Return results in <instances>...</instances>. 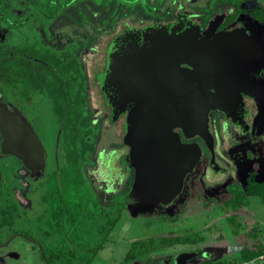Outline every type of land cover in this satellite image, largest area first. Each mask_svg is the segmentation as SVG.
<instances>
[{
    "label": "flooded vegetation",
    "instance_id": "flooded-vegetation-1",
    "mask_svg": "<svg viewBox=\"0 0 264 264\" xmlns=\"http://www.w3.org/2000/svg\"><path fill=\"white\" fill-rule=\"evenodd\" d=\"M34 1L36 0H18L14 5L8 1L5 3L3 9L7 11L6 15L0 13L1 40L9 37L11 29L19 25L23 27L24 33L34 34L38 44L55 52V47L47 43L51 34L49 28L55 21V11L50 13L49 8L45 9L44 6L34 4ZM89 1L97 8L105 10L96 23V32L103 30L99 39L105 40L101 44V56L98 63L94 65L92 75L96 82L94 89L98 97L97 115L88 103V78L85 88L91 125L97 129L94 151L88 156L90 163L83 168L87 180L85 194H81L83 196L81 199H84L83 210L90 211L88 204L93 197L96 200L95 210L100 211L98 216L94 217L104 220L107 207L114 205L113 200H118L117 204H122V199L126 195V203L121 205V217L125 211L131 215H141L150 222L149 227L155 226L160 229L145 239L129 240L128 251L139 242L147 243L151 249L133 260L124 261L127 251L119 264H163L164 262L201 264L204 261L225 264L224 257H222L224 251H216L214 248L208 253L193 248L203 243L207 246H214L213 241L200 239L196 244L190 245L189 249L192 250L185 249L188 247L187 237L193 233L185 227L186 215L184 214L188 210L207 208L222 211L232 237L237 241L228 218L238 213L233 210L225 213L221 199L231 191L247 192L250 182H264L258 178L260 173L264 174V17L259 14L264 8V0L240 2L238 7L223 0H207L206 7L197 6L201 0L193 2L189 0H144L146 4L153 6L152 13L139 10L138 6L135 9L128 8L115 0ZM120 9H123L121 18L118 16ZM96 13L94 12V17H97ZM213 18L215 19L214 33L238 31L252 37L257 42L254 47L250 48L253 60L249 64L247 81L244 85H239L244 92H240L239 98L231 97L226 104V111L215 110L208 114L212 150L201 137L194 136L187 139L180 129H174L182 144H196L199 147L201 151L199 161L193 171L186 176L180 194L168 205L136 210L135 207L138 206L140 200L131 191L134 170L128 161L129 150L122 144L125 118L122 114L112 115L111 108L100 90L105 77L109 45L118 38L119 44L127 39L130 42L132 39L129 38L130 35L139 39L143 30L149 27H163L170 30L178 23L195 25L201 33L208 28ZM69 44L77 45L72 48V54L75 57H77L76 50L92 47L88 39L81 43L72 41ZM46 99L50 102L55 119L52 101L45 91L15 93L11 89L0 88V102L6 104L10 111L19 113L33 131L32 118L39 116L40 106L46 102ZM101 115L105 119L104 128L111 129L112 141L120 148L109 150L102 148L96 151L98 134L103 125L98 120ZM38 127L41 129V136L45 135L44 145L34 131L45 151L44 165L40 174L32 176L21 160L11 154L2 153L0 149V264H65L64 261H55V255L68 251L81 252L78 262L72 264H91V259L96 263L97 253L109 242L111 233L121 217L107 234L106 227L94 230L74 229L79 226V222L75 224L73 220L80 221L85 217V213L81 212L80 204L75 208V210L80 209V212L67 213L63 211V207L62 212H58L57 202L61 201L60 203L64 205L65 201L56 195L59 192L54 189L50 190L49 185L52 183L49 182V178L52 177L51 173L54 171L55 177L59 176L57 164L59 157L57 160L52 158L49 162L47 130L41 124ZM53 137L52 141L55 143L54 134ZM2 141L0 135V147ZM93 155H95V160L92 161L91 156ZM205 183L212 187H205ZM57 185H59L58 182ZM50 193L55 195V198L52 196V199H48ZM119 209L118 206L115 207L116 211ZM74 234L86 238V243L78 245L80 244L78 240L73 242L71 237ZM159 239L176 242L171 241L168 247L156 249L155 245ZM236 243L239 247L237 252L240 253L244 245L242 241ZM192 254L194 257L190 258ZM227 261L226 264L230 263L229 260Z\"/></svg>",
    "mask_w": 264,
    "mask_h": 264
},
{
    "label": "water",
    "instance_id": "water-1",
    "mask_svg": "<svg viewBox=\"0 0 264 264\" xmlns=\"http://www.w3.org/2000/svg\"><path fill=\"white\" fill-rule=\"evenodd\" d=\"M214 20L201 33L195 25L178 23L170 30L149 27L139 39L130 35V42L119 44L118 38L109 45L100 90L112 115L125 118L122 144L134 170L136 210L168 205L199 161V147L182 144L174 129L187 139L201 137L212 150L208 114L226 111L231 97L244 92L239 85L247 81L250 48L257 42L238 31L214 33ZM0 135L2 153L21 160L32 176L41 173L42 144L3 102Z\"/></svg>",
    "mask_w": 264,
    "mask_h": 264
},
{
    "label": "trees",
    "instance_id": "trees-1",
    "mask_svg": "<svg viewBox=\"0 0 264 264\" xmlns=\"http://www.w3.org/2000/svg\"><path fill=\"white\" fill-rule=\"evenodd\" d=\"M7 1L14 5L18 0H0V13L6 15L3 6ZM85 0H36L33 3L49 8L50 13L55 9L62 11L68 7L77 6L78 3ZM231 2L238 7L240 2L248 0H223ZM44 9V10H45ZM58 14V15H60ZM264 17V8L261 12ZM55 14L56 16H58ZM80 18L84 19L80 13ZM71 45V46H70ZM75 44H66L61 48H55V52L49 48L43 47L37 43L34 34H26L23 27L17 25L11 29V34L0 41V88L3 90L11 89L15 93H25L32 91H45L53 104V111L56 117L57 130L55 142L59 148V158L57 164L59 167L58 177H55V171L51 173L49 182L50 190L56 193L60 199H64L65 204H58V212H80L75 210L76 205L80 204L81 212L84 218L80 221L73 220L79 226L75 228L82 229H107V234L114 228L115 223L121 217V205L126 203V195L123 197L122 204H117L118 200H113V206H108L105 211V218L98 219L99 210H95L94 198L90 199L89 210H83L84 199L81 194H85L87 180L83 173V168L90 163L88 156L94 151L95 133L97 127L91 125V114L87 108L85 97V88L87 77L82 70L80 60L72 54V48ZM77 47V45H75ZM57 182L59 185H57ZM59 187L61 190L59 191ZM52 194L48 199H52ZM248 196L257 197L264 204V182H250L247 192L231 191L226 193L221 199V205L224 212L229 210L239 212L245 206V200ZM55 198V195L53 196ZM54 203V202H52ZM91 203V206H90ZM55 204V203H54ZM118 206L120 209L115 210ZM89 213V214H88ZM88 214V215H87ZM237 214L229 216L228 222L237 241H242L243 248L240 250V261L237 264L249 263L256 257L263 254V249L251 231L243 232L241 223L236 222ZM69 221V220H67ZM71 222V221H69ZM105 222V226H103ZM79 231V230H78ZM247 235L249 241L243 239ZM81 237V238H80ZM73 242L78 240L82 245L86 243V238L74 234L71 237ZM159 239L155 245L156 249L166 248L175 240ZM250 242V243H249ZM128 251L124 261L133 260L135 257L150 251L147 243L139 242ZM81 252H63L55 255V261H64L65 264L78 262ZM201 264H223L222 262L204 261ZM262 264V263H256Z\"/></svg>",
    "mask_w": 264,
    "mask_h": 264
},
{
    "label": "rangeland",
    "instance_id": "rangeland-1",
    "mask_svg": "<svg viewBox=\"0 0 264 264\" xmlns=\"http://www.w3.org/2000/svg\"><path fill=\"white\" fill-rule=\"evenodd\" d=\"M115 1L120 4H124L131 9H135V7L138 6L137 9L142 10L146 13H152L153 11V6L146 4L144 0ZM193 1L194 0H189V2ZM197 6L206 7L207 0H201L197 4ZM60 10L61 9L59 8L55 9V14H60ZM122 10L123 9L118 10L119 18H121ZM104 11L105 10H101L100 8L94 6L93 3H91V1L89 0L81 1L77 4V6H71L64 9L62 11V14L56 16L54 23L49 28L51 34L49 36V40L47 41L49 45L54 46L55 48H61L72 41L81 43L83 42V40L88 39L91 42L90 46L92 47H86L82 50H76L75 53L80 60L82 70L86 73L88 78V103L95 115H97L96 112L98 109V97L96 96V90L94 89L96 86V82L93 80L92 75L95 68L94 65L98 63V59L101 56V44L105 40L99 39V37L101 36L100 34L103 33V30L96 32V23H98ZM94 12H97V17H94ZM17 13L20 14L19 11H17ZM80 13L84 19L80 18ZM45 101L46 102H43V104H41L40 106L39 116H37L36 118H32L33 120L31 122V125L42 144L45 143V135H43L44 137L41 136V129L38 127V125L41 124V126H43L47 130L46 136L48 137L49 142L47 154L48 158L50 159L49 162H51L52 158H55L57 160V158L59 157L58 144L56 142L53 143L52 141L54 138L53 134H56L57 124L56 118L54 119V114L52 112V109L50 108L49 100L46 99ZM98 120L103 125L98 134L96 151H99L102 148H105L107 150L120 148L119 145L112 141L111 129L106 130L104 128V116H99ZM37 123L39 124L36 126ZM48 142H46V144ZM91 160H95V155L91 156ZM258 178L261 181L264 180V174L260 173ZM205 187L210 188L212 187V185H208L205 183ZM223 214L224 213L222 211L214 208L198 209L193 211L188 210L186 214H184L186 215L185 227L193 234H190V236L187 237L188 247H186L185 249L192 250L189 249L191 247L190 245L196 244L200 239H205V241H213L214 246H207L205 243H203L198 244L193 248L208 253H210V249L214 248L216 251H224L222 257H224L223 260L225 264L228 262L227 260L230 261V263L228 264H237L240 261L239 252H237L239 248L237 245L238 243H236L237 241L233 239L232 233L226 220L224 219ZM237 216L238 217L236 222L241 223L243 232L251 231L255 234V236L262 237V239L264 240V204L261 203V201L257 197H247L245 200L244 208L238 212ZM149 225L150 222H148L144 216L133 214L131 215L129 212L125 211L122 214V217L115 230L111 233L109 242H107L105 246L97 253V260L95 261L96 263L92 262L94 260L91 259V264H119L122 256L124 257V255L128 251L127 243L129 242V240L145 239L160 230L155 226L149 227ZM250 227H252V229H250ZM196 230L199 231L196 232ZM243 239L246 241L250 240L247 235H244ZM193 255L194 254L190 255V258H193ZM163 264H168V262H164Z\"/></svg>",
    "mask_w": 264,
    "mask_h": 264
},
{
    "label": "built area",
    "instance_id": "built-area-1",
    "mask_svg": "<svg viewBox=\"0 0 264 264\" xmlns=\"http://www.w3.org/2000/svg\"><path fill=\"white\" fill-rule=\"evenodd\" d=\"M264 263V253L258 257H256L255 259H253L251 262L249 263H242V264H254V263Z\"/></svg>",
    "mask_w": 264,
    "mask_h": 264
},
{
    "label": "crops",
    "instance_id": "crops-1",
    "mask_svg": "<svg viewBox=\"0 0 264 264\" xmlns=\"http://www.w3.org/2000/svg\"><path fill=\"white\" fill-rule=\"evenodd\" d=\"M250 229H252V227H250ZM257 235H258V233H257ZM256 239L259 242V244L262 247V249L264 250V240L262 239V237L256 236ZM263 253H264V251H263Z\"/></svg>",
    "mask_w": 264,
    "mask_h": 264
}]
</instances>
